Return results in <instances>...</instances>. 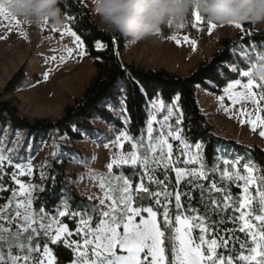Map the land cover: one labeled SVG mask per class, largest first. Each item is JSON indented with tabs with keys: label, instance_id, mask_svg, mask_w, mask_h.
Segmentation results:
<instances>
[{
	"label": "snow or ice",
	"instance_id": "snow-or-ice-1",
	"mask_svg": "<svg viewBox=\"0 0 264 264\" xmlns=\"http://www.w3.org/2000/svg\"><path fill=\"white\" fill-rule=\"evenodd\" d=\"M193 19L191 27L198 29V25L205 23V17L199 11H192L190 14ZM0 17L11 24L20 26L23 24L16 18H10L6 14V9L0 5ZM45 19L43 24H47ZM207 31L212 33L217 24L208 20ZM174 25L169 23L167 28H172ZM185 22L176 26L180 29L185 28ZM237 29L244 30L242 24H233ZM165 27V26H164ZM56 31L55 28L52 29ZM66 35L74 38L78 47L81 49L80 56L85 55L83 51V42L80 36L71 28L65 30ZM175 41L177 45L181 44V40L175 35L169 37ZM186 43H190L193 50L197 47V42L190 39L188 35L183 36ZM103 45L97 44V48ZM67 56L73 55V49L67 48ZM258 55V53L256 54ZM255 55V56H256ZM254 56V57H255ZM254 57L249 58L247 70H242L239 75L247 78L246 83L236 79L227 84L224 88V94L233 106L240 105L242 102H250L256 106V115L253 118L252 113L241 107L239 116L240 123L251 126L253 132L260 129L259 135L264 137V80H258L253 77L252 67ZM51 60H56V56H52ZM66 57L61 56V62H64ZM232 71H236L232 67ZM225 73L228 69H223ZM44 80L48 79V73L43 76ZM240 88L241 91H235ZM255 89H259L257 92ZM225 96L219 99L224 102ZM179 95L174 98V106L179 107ZM126 96L121 97V111L125 112ZM158 103L156 111H166L162 121L157 119L156 115H152L147 122V137L148 142L145 145L143 138L133 141V138L128 134L127 130L120 131L111 143L115 144L119 151L110 158V162L106 165L107 174L91 173L93 178L101 190L102 195L91 196L90 200L98 201V205L93 207V213L98 214L99 220L96 226H92V216L87 212H71L64 204L63 210H58V217L71 216L75 219L79 216V222L75 229V233L70 231L67 224L61 223L56 217H52L47 223L42 219L47 215L41 209L39 212L33 209L32 190L35 185H26L17 179L19 176H31L33 168L31 163L26 166L13 164L9 156L3 154V149L0 148V168H3L5 161L8 166L15 168L11 179L15 184L19 185V191H13L12 198L9 203L3 208H0V221H6L9 225L15 221H20L16 224V232L12 233L10 228L4 227L0 223V264H57L56 257L53 255L49 243L57 245L63 243L66 247L72 248L75 259L72 264H264V177H258L254 173L257 169L243 165L241 174L239 159L230 161L223 160L224 168L221 172V180H226L229 184H221L220 186L213 180L208 188H205L204 181L209 180L207 172H216L219 170V159L211 169H207L203 162L202 145L196 144V152L191 150L185 139L181 136L179 127L173 129L168 122L173 117L171 108L165 109L162 101H152L153 105ZM103 104L101 107L103 108ZM232 109L224 108L225 112H230ZM183 113H179L176 119V124L182 123ZM160 123L161 131L158 136L153 137V124ZM124 123L127 125L129 119L124 116ZM167 127V134L164 128ZM74 132L88 134L87 129L74 128ZM169 138L179 141L182 148L181 155L185 157V165H199V167L180 168L175 167L179 162L180 157H173V144L169 142ZM66 139V137H65ZM3 142V137H0V144ZM125 142H130L132 151L125 153L123 151ZM54 147L59 148L54 144ZM104 147H109L105 144ZM144 152L141 153L140 149ZM54 156H60L59 151L53 153ZM76 155V154H73ZM93 161L96 159L93 156ZM87 164L88 161H82ZM131 166L134 170L139 169V182L135 185L132 180L123 174V167ZM163 168L165 172L174 171L176 178L177 190L174 193L166 191L164 181L156 180L153 173L157 169ZM114 169H120L119 174L114 172ZM231 169V170H230ZM137 173L134 171L133 175ZM43 177V173H41ZM191 179H188V178ZM147 179V183H146ZM167 179V177H166ZM259 180V183H258ZM182 181L191 184L193 188L199 189L201 199H204V192L218 193L222 195V201L212 198L209 203L214 211L219 213L232 212V215L227 216V221L234 225L233 228L226 229L225 235L220 234V226L225 223V219L219 220L215 232L211 226L206 223V218L197 213L198 210L191 207L189 204L187 209L182 203V195L178 188ZM243 182L240 184L239 182ZM164 186L165 191L154 192L150 190L151 184ZM236 184L242 188L241 195L233 199L229 186ZM254 187L255 197L252 195ZM3 190V189H0ZM161 195L164 200H161ZM174 195L173 200L170 199ZM16 197H24V199L16 200ZM16 200L14 215H6L7 211L12 207V202ZM140 201L138 204L137 201ZM148 200L149 206H144L143 201ZM64 203V202H62ZM175 208L172 213L169 206ZM258 206V213L256 211ZM155 208V210H154ZM162 209V211H161ZM144 213L147 215L145 216ZM158 213L162 219L158 220ZM194 229H198V235L194 236ZM237 232L244 234V239L241 240L237 236ZM22 233H29L26 237L28 241L33 238L47 237L48 241L41 248L37 243L32 246L31 243L25 245L19 243L17 246L23 251L27 249L26 255H13L12 245L16 242ZM73 234L82 236V242L78 240H69ZM167 234V235H166ZM166 241L170 245V255L166 252ZM4 243L8 244L7 259L3 251ZM239 244L240 251L236 253L235 247L230 245ZM224 249L228 253L218 250ZM233 253H236L233 255ZM35 254V255H33Z\"/></svg>",
	"mask_w": 264,
	"mask_h": 264
},
{
	"label": "trees",
	"instance_id": "trees-1",
	"mask_svg": "<svg viewBox=\"0 0 264 264\" xmlns=\"http://www.w3.org/2000/svg\"><path fill=\"white\" fill-rule=\"evenodd\" d=\"M62 11L63 23H68L70 28L80 36L86 53L92 59L96 69V76L85 89L83 95L72 105L64 109L63 115L57 119L35 118L30 119L21 115L19 107L9 101L0 99V137H4V131H9L6 138L7 146H11L18 132L23 134L21 142L18 144L17 156L13 158L15 164H25L34 159L42 150L44 144L50 140L54 132L62 136H67L74 141H82L85 137L95 139V132L92 121L99 119L108 125H114L119 130H127L133 138L143 135L148 120V105L154 99H161L164 104H172L174 98L179 95L177 102L180 112L183 113L181 129L185 139L193 145L202 144L204 146L203 157L208 169H211L218 160V148L226 147L241 157V165L251 163L259 177H264V150L259 147H250L238 143L235 140H226L219 137L213 129V125L205 113L202 111L197 98L199 88L211 93L222 95L227 84L240 78L239 72L232 71V66H237L241 70H247L248 62L238 55L241 49H251L256 47L258 52L264 50V30L257 31L254 25L242 24L244 30L235 37H225L220 42L219 49L213 53L211 58L199 64L197 69L188 75L172 73L166 69H151L134 64H126L122 57L126 50L127 38L119 34H109L101 31L98 23L94 19L90 8L84 0H63L59 5ZM205 19H207L205 17ZM191 16L185 22L186 33L195 35L196 30L191 27L193 23ZM51 23V22H50ZM174 29V28H173ZM176 30V29H174ZM164 34L169 33L165 26L162 29ZM96 43H102L105 48L97 49ZM227 68L225 73L223 69ZM26 78L25 67L23 66L7 83L4 93H13ZM126 96L125 114L129 123L125 125L123 121L116 118L111 111L110 105L117 107L121 103V97ZM104 105L103 108L101 105ZM264 104V102H263ZM74 128L87 129L88 134L76 133ZM4 142L0 144L2 148ZM233 157V156H231ZM68 161L49 159L45 171L43 185L33 200L35 210H43L48 215H57L58 210L67 204L71 212H87L92 216V226H96L99 216L93 213V207L97 206L96 201H90L80 195L75 186L70 182L71 177L67 172ZM134 171L137 173L133 175ZM139 169L123 167V174L130 178L135 185L139 182ZM167 177V179H166ZM209 180L204 181L205 188H208L214 180L218 186L229 184L214 172L209 174ZM156 180L164 181L166 191L174 193L177 190L176 179L173 172H158ZM188 179H191L190 177ZM151 191H165L164 186L156 184L150 185ZM178 190L182 195V203L187 209L190 204L197 209V213L206 218L213 229V233L220 219L224 218L225 223L220 226V234L225 235V230L233 228L234 225L227 221L226 217L232 212L219 213L214 211L209 200L215 198L222 201V195L218 193L204 192V199H201L199 189L193 188L191 184L182 181ZM233 199L240 196L241 190L236 184L229 186ZM162 199V198H160ZM174 203V195L170 197ZM64 202V203H62ZM3 200L0 199V204ZM139 204L140 201L138 200ZM144 206H149V201H143ZM172 213L175 212L173 206H169ZM155 210V208H154ZM162 211V209H161ZM159 215V219L162 217ZM64 222L71 230L76 229V222L70 218H65ZM14 230L15 226L12 227ZM199 230L194 229L193 235H198ZM241 240L243 233H236ZM27 233L21 242L27 244ZM167 235V234H166ZM48 241L46 237L32 239V246L37 243L40 246ZM17 242L13 243L14 253L19 254ZM48 246L56 257L57 264H71L75 259L71 248L63 243ZM235 247L236 253L240 251L239 244L230 245ZM6 253L5 247H3ZM228 253L224 249L218 250ZM166 252L170 255V245L166 241ZM236 253H233L235 255ZM24 254H27L25 248Z\"/></svg>",
	"mask_w": 264,
	"mask_h": 264
},
{
	"label": "rangeland",
	"instance_id": "rangeland-1",
	"mask_svg": "<svg viewBox=\"0 0 264 264\" xmlns=\"http://www.w3.org/2000/svg\"><path fill=\"white\" fill-rule=\"evenodd\" d=\"M84 3L91 10L90 0H84ZM94 19L98 23V18L94 17ZM206 21L207 19H205L204 24L197 26L199 30L195 29V35L186 33L184 31L185 28L180 29L174 25L172 28H168L170 32L167 34H164L162 31L156 36L135 44H132L127 39L126 50L123 54L122 60L126 64H134L151 69H166L172 73L188 75L195 71L200 63L211 58L213 53L219 49L220 42L223 38H233L242 31L232 25H217V27L213 29L212 33L209 34L207 31ZM66 27L70 28L68 23H63L61 27L57 28L50 22L46 25L42 22L38 26H29L26 24L17 26L0 17V99L16 104L19 107L21 115L24 117H28L30 119H59L63 115L64 109L67 106L72 105L83 95L87 86L96 76L95 66L92 59L86 53L84 44L83 51L85 52V55L80 56L79 52L81 49L78 47L77 42H74L73 37L64 34ZM53 28L56 29L55 32L52 31ZM255 29L257 31L264 30V25H255ZM172 35H175L181 40L180 45H177L175 41L169 39ZM184 35H188L190 39L196 40L197 47L195 50H193L190 43L184 42ZM97 44L95 45L96 48ZM67 48L73 49V55L71 57L67 56ZM104 48L105 46L103 45V47L99 49L101 50ZM257 53L258 50L256 47H252L251 49H241L238 51V55L244 58L247 62H249L250 57H254ZM52 56H56L57 59L54 61L51 60L50 58ZM61 56L66 57L64 62H61ZM23 66L26 71V78L24 81L17 87L15 92L8 94L4 93L7 83ZM232 67H235L237 72L242 71L235 65ZM46 72L48 73V79L44 80L43 76ZM239 80H241L242 83L247 82L246 77L240 76ZM241 90L242 89L240 88L235 89V91ZM255 90L259 92V89ZM221 96H225L224 92L222 95H217L201 88L197 90V98L200 107L211 121L214 132L219 137L226 140H235L240 144L250 147L256 146L264 150V137L259 135L260 129L253 132L250 125H242L240 123V108L243 107L250 111L254 118L256 115V106L252 105L250 102H242L240 105L233 106L231 101H229L226 96L224 102L221 103L219 99ZM153 101L159 102L161 99H154ZM164 105L165 109L171 108L173 111V117L168 123L171 124L173 129L178 127L181 129V124H176L177 116L181 113L179 107L176 108L174 106V102L172 104ZM109 107L115 114L116 118L124 122V116H126V114L121 111V103L117 107H113L112 105ZM156 107H158V103L156 105H153L152 101L149 103L148 120L152 115H156L157 119L162 121L163 115L166 114V111L158 112L155 110ZM262 107H264L263 102ZM224 108H230L232 110L230 112H225ZM262 115H264V113H262ZM92 125L97 133V137L95 139L85 137L82 141H74L67 136H62L58 132H54L50 140L44 144L38 155L28 162L31 163L33 168L32 175H17V179L21 180L22 183L26 185H35V188L31 193L33 200L35 194L42 188L45 171L50 158L59 160L60 162L68 161L67 172L71 177L70 182L76 187L81 196L90 200L89 197L91 196L102 195L100 188L96 184L95 180L90 177V174H107L108 169L106 165L110 162V158L119 151L117 146L111 143V141H114L115 137L123 130L117 129L114 125H108L99 119H94L92 121ZM153 128V137H156L161 131L160 123L154 122ZM167 131L168 129L165 127V134H167ZM9 134L8 130L4 131V144L2 149L3 154L9 156V159L13 162V158L17 156L18 144L21 142L23 134L18 132L12 145L7 146L5 141ZM180 134L182 138L185 139L182 131ZM141 138H143L146 145L148 142L147 125L143 135L138 138H133V141ZM185 141L188 145H190L191 150L195 153V145L191 144L186 139ZM169 142L173 144V157H180V160L175 167L188 169H191L192 167H199V165H185V157L181 155L182 148L179 141L169 138ZM54 144L58 145L59 148L57 149L54 147ZM105 144H108L109 147H104ZM57 151L60 153L59 158L53 155V153ZM123 151L125 153L132 151L130 142H125ZM140 152L143 153L144 149L141 148ZM203 152L204 146L202 145V157ZM233 154V151L226 147L218 148L219 170L214 173H216L220 178L221 172L224 168V159L230 161L239 159V162L241 161V157L239 155L236 153L235 155ZM93 156L96 157L94 161L92 159ZM85 160L89 163L85 164L82 162ZM203 162L205 163L204 157ZM28 163L20 165L26 166ZM13 164L15 163L13 162ZM246 164L255 169L251 163ZM243 165L240 163L238 165L241 174H244ZM15 171H17L15 168L8 166L7 161H5L4 167L0 168V189H3L0 190V199L3 200V203L0 204V208H3L9 203L14 190L19 191V185L15 184V182L11 179L12 174ZM114 172L119 174L120 169H114ZM158 172L166 173L163 168L157 169L156 172L153 173L155 178ZM170 172H173L175 176L174 171H169L167 174ZM41 173H43V177L41 176ZM210 173L212 172H207V175L209 176ZM254 174L259 177L257 171ZM239 183L242 184L243 182L241 181ZM254 187L255 186H253L252 195L255 197L256 194ZM240 190L242 192V188H240ZM160 198H162L161 200H164L163 195H161ZM21 199H24V197H16V200ZM16 200L12 202V207L7 211L6 215H14ZM96 202L98 205V201ZM63 209L64 205H62L59 210ZM35 211L39 212L40 210ZM256 211L258 213V206H256ZM144 215L146 216L147 214L144 213ZM52 217H56L63 224H66L64 222L65 218H70L72 221L74 220L76 222V227L80 219L79 216H76L75 219H73L71 216L58 217L57 215L53 216L48 214L43 216L42 219L45 223H47ZM19 222L20 221H15L13 224L9 225L6 221H0V223H3L4 227L10 228L12 233L16 232V229L14 230L12 227H16V224ZM69 230L75 233V230H71L70 228ZM26 234L27 233L21 234L17 245L22 243L21 240H23V237ZM68 239L82 242L83 237H78L73 234V236ZM29 243H32V240H27L26 245ZM3 247L6 249V253L4 254L7 259L8 244L4 243ZM41 248H43V246H41ZM24 250L22 251L19 248V254H16L14 253L12 245L13 255L23 256L25 255ZM21 264H23L22 261Z\"/></svg>",
	"mask_w": 264,
	"mask_h": 264
},
{
	"label": "clouds",
	"instance_id": "clouds-1",
	"mask_svg": "<svg viewBox=\"0 0 264 264\" xmlns=\"http://www.w3.org/2000/svg\"><path fill=\"white\" fill-rule=\"evenodd\" d=\"M63 0H0L10 18L38 26L45 19L54 27L63 24L59 7ZM98 27L109 34H119L132 44L162 32L172 23L179 26L192 11H199L217 25H264V0H90ZM253 77L264 80V50L253 59Z\"/></svg>",
	"mask_w": 264,
	"mask_h": 264
},
{
	"label": "crops",
	"instance_id": "crops-1",
	"mask_svg": "<svg viewBox=\"0 0 264 264\" xmlns=\"http://www.w3.org/2000/svg\"><path fill=\"white\" fill-rule=\"evenodd\" d=\"M97 44V43H96ZM102 44V43H101Z\"/></svg>",
	"mask_w": 264,
	"mask_h": 264
}]
</instances>
